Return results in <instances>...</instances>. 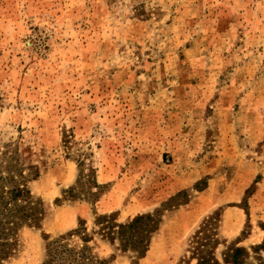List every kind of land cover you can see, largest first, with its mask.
Returning <instances> with one entry per match:
<instances>
[{
  "label": "rangeland",
  "instance_id": "1",
  "mask_svg": "<svg viewBox=\"0 0 264 264\" xmlns=\"http://www.w3.org/2000/svg\"><path fill=\"white\" fill-rule=\"evenodd\" d=\"M9 140L39 167L31 189L45 213L6 264H40L44 234L79 219L90 229L97 214L156 210L144 258L99 238L98 255L196 264L213 241L194 233L220 211L219 264L234 246L241 264H264V244L253 251L264 239V0H0Z\"/></svg>",
  "mask_w": 264,
  "mask_h": 264
},
{
  "label": "trees",
  "instance_id": "2",
  "mask_svg": "<svg viewBox=\"0 0 264 264\" xmlns=\"http://www.w3.org/2000/svg\"><path fill=\"white\" fill-rule=\"evenodd\" d=\"M39 175V167L33 162L28 148H21L16 141L0 143V264H6L17 252L21 232L27 227H39L44 217L45 208L39 196L31 189V182ZM84 177V178H83ZM87 193L96 198L100 184L94 174L88 173L80 177ZM74 197L73 189L65 191ZM220 211H216L214 219L202 220L194 235L206 231L213 242L204 254L196 257V264H219L214 256L218 244V223ZM158 211L134 215L132 218L119 222L114 213L97 214L94 224L87 229L85 220L79 219L75 228L56 236L44 234V256L40 264H108L114 260L112 253L102 258L96 252V239L115 245L121 252H131L137 259L142 258L148 250L150 239L161 223ZM215 220L212 226L211 222ZM206 226L208 227L206 229ZM264 238V237H263ZM207 241V240H206ZM209 242L202 243L203 248ZM236 244V242H235ZM234 244V245H235ZM263 242L255 245L263 249ZM223 262L241 264L237 256L247 255L245 248L234 246ZM199 252L203 253L201 249ZM225 255V254H224ZM132 264H136L134 261Z\"/></svg>",
  "mask_w": 264,
  "mask_h": 264
},
{
  "label": "crops",
  "instance_id": "3",
  "mask_svg": "<svg viewBox=\"0 0 264 264\" xmlns=\"http://www.w3.org/2000/svg\"><path fill=\"white\" fill-rule=\"evenodd\" d=\"M224 220H225L224 218L221 219L220 227L223 225ZM161 224H162V221H161V223H160V225H159L158 231L160 230V226H161ZM158 231H157V233H158ZM152 238H153V237H152ZM152 238H151V239H152ZM151 239H150V240H151ZM151 241H152V240H151ZM151 241H150V244H151ZM150 244H149V246H150ZM148 249H149V248H148ZM147 251H148V250H147ZM144 257H145V256H144ZM144 257H143V258H144ZM222 264H228V263H224V262H222Z\"/></svg>",
  "mask_w": 264,
  "mask_h": 264
}]
</instances>
